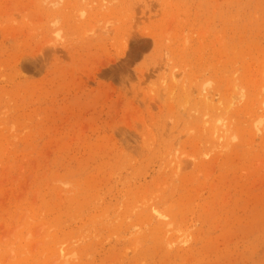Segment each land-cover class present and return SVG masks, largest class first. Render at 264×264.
Here are the masks:
<instances>
[{"label": "rangeland", "instance_id": "1", "mask_svg": "<svg viewBox=\"0 0 264 264\" xmlns=\"http://www.w3.org/2000/svg\"><path fill=\"white\" fill-rule=\"evenodd\" d=\"M0 264H264V0H0Z\"/></svg>", "mask_w": 264, "mask_h": 264}, {"label": "bare ground", "instance_id": "2", "mask_svg": "<svg viewBox=\"0 0 264 264\" xmlns=\"http://www.w3.org/2000/svg\"><path fill=\"white\" fill-rule=\"evenodd\" d=\"M239 95L235 94L234 92L230 95V101L236 99L237 97H241L242 94L240 92H238ZM205 96V95H204ZM205 98H208L207 96H205ZM232 103V102H231Z\"/></svg>", "mask_w": 264, "mask_h": 264}]
</instances>
